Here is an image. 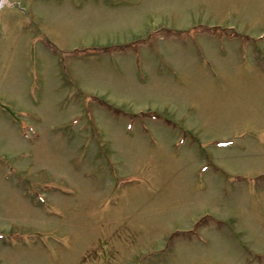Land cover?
I'll list each match as a JSON object with an SVG mask.
<instances>
[{"label": "rangeland", "instance_id": "obj_1", "mask_svg": "<svg viewBox=\"0 0 264 264\" xmlns=\"http://www.w3.org/2000/svg\"><path fill=\"white\" fill-rule=\"evenodd\" d=\"M4 9L0 264H264V0Z\"/></svg>", "mask_w": 264, "mask_h": 264}]
</instances>
